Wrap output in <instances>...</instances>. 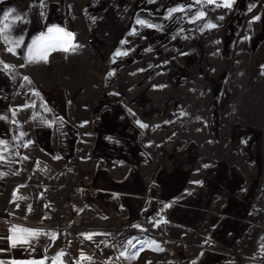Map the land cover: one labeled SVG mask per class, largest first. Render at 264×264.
Returning <instances> with one entry per match:
<instances>
[{"label":"rangeland","instance_id":"374dc122","mask_svg":"<svg viewBox=\"0 0 264 264\" xmlns=\"http://www.w3.org/2000/svg\"><path fill=\"white\" fill-rule=\"evenodd\" d=\"M223 2L0 0V18L5 10L15 9L5 21L12 25L9 40L21 41L16 47L0 39V135L14 146L17 136L25 135L27 154L38 147L33 136H40L45 156L57 133L32 132V127L55 121L72 125L74 131L63 134L74 144L78 163L73 172L81 173V158L94 143L92 124L99 113L124 109L126 118L131 113L137 124L144 149H152L153 143L158 149L160 143L174 156L184 153L190 160L184 166L201 183L202 228L193 233L201 238V251L216 253L218 264H264V0L217 6ZM173 8L183 11L170 16ZM200 12L204 16L194 19ZM17 15L20 19L14 21ZM53 26L74 34L65 38L64 46L75 45V50L57 48L46 61L30 62L28 46ZM92 34L98 41L95 48L86 43ZM43 101L49 105L32 108ZM101 103L106 107L99 108ZM16 126L26 131H16ZM178 138L180 148L174 146ZM194 179L187 180V191ZM67 202L79 205L73 220L81 204L63 203L61 220ZM233 224H238V235L230 233L228 242L214 235ZM107 230L110 238L101 253L89 250L101 264H114V253L139 246L143 237L152 240L148 253L154 247L156 255L176 241L164 231L135 229L114 220ZM150 262L144 254L125 261Z\"/></svg>","mask_w":264,"mask_h":264},{"label":"crops","instance_id":"0c3cea01","mask_svg":"<svg viewBox=\"0 0 264 264\" xmlns=\"http://www.w3.org/2000/svg\"><path fill=\"white\" fill-rule=\"evenodd\" d=\"M3 92L5 98L3 94L7 93ZM30 96H24V100ZM42 103L32 108L42 110L48 104ZM102 104L99 108L106 107ZM16 127V131H26L23 126ZM31 131L58 134L56 144L49 146L51 153L42 155L40 136L37 140L33 136L38 147L34 154H27L25 135L17 136L16 146L0 135V140L6 142L0 145V264H101L89 250L101 253L102 245L110 238L109 220L135 229L164 231L176 239L174 244L163 245V252L156 255L154 247L148 253L152 240L143 237L139 246L114 253V264H126L137 254L152 260L150 264H218V255L203 253L200 236L193 235L202 228V193L201 183L184 166L190 160L184 153L174 156L160 143L158 149L155 143L152 149H144L131 113L129 119L124 109L99 113L98 122L92 124V131L97 133L94 143L81 158L85 159L81 161V173L73 172L80 158L75 162L73 141L63 134L73 132L72 125L55 121L35 125ZM174 146L181 147L179 138ZM63 164L65 168L60 170L58 165ZM191 178L196 183L187 191V180ZM66 201L81 204L73 220L68 207L62 210L64 220L60 218V206ZM237 225L222 226L214 235L228 242L230 233L238 235ZM14 226L36 230L39 235L13 246L10 237ZM61 252L64 255L54 260ZM82 254L87 259H81Z\"/></svg>","mask_w":264,"mask_h":264},{"label":"snow or ice","instance_id":"6c2138e0","mask_svg":"<svg viewBox=\"0 0 264 264\" xmlns=\"http://www.w3.org/2000/svg\"><path fill=\"white\" fill-rule=\"evenodd\" d=\"M197 3L200 2V0H196ZM208 3H215L216 0H207ZM233 0H224L222 5H217V6H223V7H228L230 8L232 6ZM176 11H183L182 8H173L170 10L169 15L171 16V14L173 12ZM15 12V9H8L5 10L3 13V17L0 18V39H3L5 43H15L16 47L20 46L21 41L20 40H16V41H10L9 40V35L8 33L11 31V27L12 25H10L9 23H5V21L9 20V17L12 15V13ZM204 16L203 12H200L198 15H196L194 17V19H200L201 17ZM20 17L17 15L14 18L15 20H19ZM258 19V17L256 18ZM137 23L139 24H144L145 21L143 20H138ZM149 27H151L152 25H148ZM208 27H215V25L209 24ZM74 34L65 31L62 28L59 27H50L48 28L46 33H41V35L39 37H37L36 39H34L32 41V44L30 46H28V60L31 62L33 60H47V55L50 51L52 50H56L57 48H61L63 51H69L75 50V45H70V46H64L66 44H68V41L65 38H70L73 37ZM10 52H14L13 48H8L7 49ZM119 54V53H118ZM0 64H3L2 61H0ZM3 67L5 69H9L12 68L11 65H7L4 64ZM25 80H27L28 78L25 77ZM30 82V81H29ZM142 127H144L145 125H141ZM6 142L4 141H0V145L5 144ZM12 236L10 237L11 241H12V245L16 246L17 243H28L29 242V237H35L37 235H39V233L36 230H31V229H25V228H19L17 226H14L12 229ZM87 238H91L90 236ZM128 244L130 246H135L131 240L128 241ZM64 255L63 252L59 253L58 256L56 258H54V260H59L60 257H62ZM121 255H125V253H121ZM81 259H87L86 257L83 256V254L81 255ZM42 264V262H41Z\"/></svg>","mask_w":264,"mask_h":264},{"label":"built area","instance_id":"2783aa9c","mask_svg":"<svg viewBox=\"0 0 264 264\" xmlns=\"http://www.w3.org/2000/svg\"><path fill=\"white\" fill-rule=\"evenodd\" d=\"M86 43L90 48H95L98 45V41L95 38V36L92 34L90 36L87 37L86 39ZM66 207H68V213L71 214L70 218L74 215V213H76V211H78L79 209V205L76 202H67L66 204H64L61 208V210L63 209H67Z\"/></svg>","mask_w":264,"mask_h":264}]
</instances>
